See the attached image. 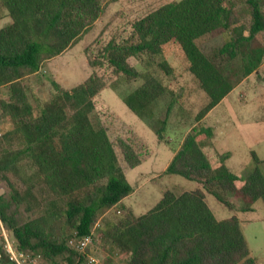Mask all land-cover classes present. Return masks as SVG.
Masks as SVG:
<instances>
[{"label":"trees","instance_id":"16d2710c","mask_svg":"<svg viewBox=\"0 0 264 264\" xmlns=\"http://www.w3.org/2000/svg\"><path fill=\"white\" fill-rule=\"evenodd\" d=\"M0 10L10 19L0 28V88L8 96H0V181L7 188L0 195V220L20 249L46 263L85 264L72 239L101 222L100 244L125 253V264H258L239 217L219 220L206 201L211 194L233 212L252 210L257 200L264 203V174L254 151L247 175L231 171L229 152L218 150L214 130L203 120L234 84L199 40L217 29L227 31L221 52L240 57L242 76L250 75L264 58V46L251 45L264 32V0H172L135 19L133 38H111L97 54H87L93 69L107 66L131 82L142 75L130 57L148 71L154 65L163 76L175 77L168 55L176 46L208 98L164 170L202 187L164 190L155 206L140 215L122 202L134 187L106 128L93 119L94 97L105 87L104 77L93 71L70 89L52 80L47 99L30 92L27 84L46 61L92 28L104 11L103 1L0 0ZM165 93L176 95L148 72L122 100L138 117L150 120L155 101ZM172 106L170 101L167 111ZM155 121L161 123L155 133L162 139L165 121ZM116 145L129 168L141 164V153L131 142L121 137ZM233 198L243 205H235ZM117 207L119 215L108 216ZM0 253L5 264L3 243Z\"/></svg>","mask_w":264,"mask_h":264},{"label":"rangeland","instance_id":"374dc122","mask_svg":"<svg viewBox=\"0 0 264 264\" xmlns=\"http://www.w3.org/2000/svg\"><path fill=\"white\" fill-rule=\"evenodd\" d=\"M102 1L104 11L92 28L67 51L46 61L36 74L27 78V84L30 92L47 99L52 90V80L70 89L84 81L93 71L104 77L105 87L94 97L93 119L106 128L115 143L126 178L134 187V191L124 198L123 203L130 206L135 214L140 215L155 206L164 190L181 193L202 187L200 183L183 176L165 174L164 170L172 158V151L179 146L184 135L194 124L195 114L208 98L197 80L186 70L183 56L176 46L170 47L168 55L176 69L175 77L163 76L160 71L155 70L154 65L148 71L145 63L134 57H130L128 61L142 76L131 82L112 74L107 66L93 69L88 63L87 54H97L98 49L111 38L116 41L133 38L131 24L135 19L172 0ZM9 22L5 12L0 10V28ZM228 37L227 31L217 29L199 40L203 52L236 86L235 90L213 107L203 120L216 131L217 139H225L230 144L237 163H243L245 159L250 161L249 166L241 165L239 169H232L233 172L247 175L252 166L251 152L256 151L263 159L259 168L264 174V122H258L264 120V58L256 71L248 75V78L243 77L240 72V57L231 59L220 50ZM251 45L264 46V32L259 33ZM148 72L154 73L174 90L176 95L165 93L160 96L154 103L155 118L143 120L125 105L122 98L140 85ZM0 96L8 98L4 88H0ZM170 101L173 106L167 111ZM155 119L165 121L162 139L155 133L161 126ZM121 137L131 142L141 153L143 161L140 165L129 168L123 161L116 145L117 139ZM0 190V195L7 193V188L1 181ZM206 201L219 220L233 214L239 217L251 255L256 258L258 264H264V203L257 200L253 203L252 210L233 212L211 194H206ZM117 210L118 207L111 209L108 216L119 215ZM100 224L101 222L95 226L96 232H99ZM0 243H3V239H0ZM96 249V254L99 253V258L105 263L125 264V256L109 251L100 242Z\"/></svg>","mask_w":264,"mask_h":264},{"label":"built area","instance_id":"2783aa9c","mask_svg":"<svg viewBox=\"0 0 264 264\" xmlns=\"http://www.w3.org/2000/svg\"><path fill=\"white\" fill-rule=\"evenodd\" d=\"M0 230L3 239V249L6 256L5 264H69L64 260L56 263H46L41 259L40 255L31 254L20 249L11 233L4 227L1 220ZM100 239V233L96 232L95 228H93L89 234L72 239L71 245L75 251L83 256L85 264H107L99 258V253L96 254V248ZM119 254L125 256V258L127 256L125 253ZM1 262L2 255L0 253V264Z\"/></svg>","mask_w":264,"mask_h":264},{"label":"crops","instance_id":"0c3cea01","mask_svg":"<svg viewBox=\"0 0 264 264\" xmlns=\"http://www.w3.org/2000/svg\"><path fill=\"white\" fill-rule=\"evenodd\" d=\"M247 78H248V76H247ZM235 88H236V86L233 87V89L223 98V100L226 99V97H228L235 90ZM209 112H208V114H209ZM208 114L206 116H208ZM258 122H264V120L263 121H258ZM213 139H214V142H215V144H216V146H217V148H218V150L220 152H222V153L223 152H229V157L226 160V164L230 168L231 171H232V169H239L240 168L239 166H241V165H243L244 167L249 166L250 161L247 160V159H245V161L243 163H239V162L237 163V161L234 159L233 152H232V150L230 148V144L225 139H224V141H222L220 139H217L216 131H214V138ZM219 140H220V142H219ZM181 142H180V144H181ZM180 144L174 151H172V156L174 155L175 151L180 147ZM255 153L259 157V159L262 161L263 159L259 156V154L256 151H255ZM235 173H237V172H235ZM123 200H122V202H123ZM232 200L235 203V205L241 206V205H239V204H241V203H239L241 201H239L238 199H234V198Z\"/></svg>","mask_w":264,"mask_h":264},{"label":"water","instance_id":"95a60500","mask_svg":"<svg viewBox=\"0 0 264 264\" xmlns=\"http://www.w3.org/2000/svg\"><path fill=\"white\" fill-rule=\"evenodd\" d=\"M0 194H1V190H0Z\"/></svg>","mask_w":264,"mask_h":264}]
</instances>
